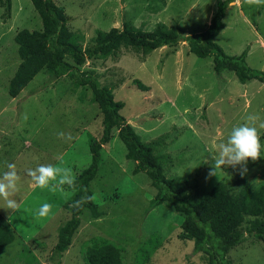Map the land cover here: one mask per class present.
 I'll list each match as a JSON object with an SVG mask.
<instances>
[{
  "label": "rangeland",
  "instance_id": "1",
  "mask_svg": "<svg viewBox=\"0 0 264 264\" xmlns=\"http://www.w3.org/2000/svg\"><path fill=\"white\" fill-rule=\"evenodd\" d=\"M54 1L67 17L63 38L77 33L84 46L98 31L120 27L125 20L145 30L162 22L195 33L209 24L217 6V0ZM223 22L215 42L230 55L246 50L247 64L264 72V4H228ZM44 37L31 0H0V174L7 163H15L21 175L12 197L18 209H3L0 198V213L15 232L14 240L0 247V264H58L50 247L70 216L64 205L73 190L67 184L56 191L34 186L27 169L58 164L70 168L75 179L93 160L89 139L102 131L91 90L67 75L54 78L45 69ZM80 69H94L100 82L113 89L114 98L123 103L121 114L161 158L166 177L184 183L189 195L205 193L217 182L233 193L244 183L252 190L264 186V150L258 160L248 161L243 177L232 167L208 176L211 155L248 114L259 117L255 125L264 145V128H259L264 123L263 82L241 83L232 70L216 72L213 56L198 57L185 41L145 56L122 47L105 59L86 60ZM59 132L72 139L58 137ZM111 134L90 182L101 213L92 217L88 209L82 211L59 264H85V249L96 236L122 248L123 264H208L206 255L193 253L192 239L180 237L183 216L167 202L151 203L156 189L150 177L133 172L135 162L126 158L117 129ZM254 180L255 185L250 183ZM45 202L53 208L41 217L38 209ZM251 219L244 217L243 237L226 255L232 264H264V241L248 232Z\"/></svg>",
  "mask_w": 264,
  "mask_h": 264
},
{
  "label": "trees",
  "instance_id": "2",
  "mask_svg": "<svg viewBox=\"0 0 264 264\" xmlns=\"http://www.w3.org/2000/svg\"><path fill=\"white\" fill-rule=\"evenodd\" d=\"M38 11L45 30L41 52L45 56V69L54 78L69 76L77 86H87L91 90L92 100L99 106L102 116V131L98 138L91 137V164L83 169L74 181L73 196L65 207L70 216L59 228L58 241L53 249L57 263L62 253L69 247L72 237L80 225V214L88 209L92 217L100 215L93 199L82 206L75 201L92 196L90 182L95 177L103 144L111 139V131L116 128L118 136L125 145L127 159L133 160V172L144 171L156 189L151 200L153 205L167 202L177 213L183 216L180 237L193 240V253H203L208 264H232L227 253L243 237L240 230L245 216H250L248 232L264 241V186L252 190L246 183L238 193H233L224 183L217 182L202 194L189 195L184 183L175 177H166L161 158L154 154L152 146L143 141L134 127L121 114V101L114 98L113 89L102 84L94 69H80L90 59H105L115 55L120 48H131L146 55L162 46H175L186 42L189 51L198 57L213 56L216 72L232 70L241 83L258 79L264 83V72L251 68L246 62L247 51L230 55L215 42V37L223 29L225 9L233 0H217L216 10L209 24L201 31L184 33L178 25L168 26L158 22L150 30L135 26L125 20L120 27L108 31H98L92 40L82 45L80 36L73 33L63 38L67 17L54 0H31ZM23 51V50H22ZM136 82L142 86L139 80ZM15 232L10 223L0 213V247L10 244ZM122 248L111 240L96 236L86 247L85 264H123Z\"/></svg>",
  "mask_w": 264,
  "mask_h": 264
},
{
  "label": "clouds",
  "instance_id": "3",
  "mask_svg": "<svg viewBox=\"0 0 264 264\" xmlns=\"http://www.w3.org/2000/svg\"><path fill=\"white\" fill-rule=\"evenodd\" d=\"M250 4L261 5L264 0H248ZM27 119V115L24 116ZM258 116L248 114L244 123L234 125L226 139L218 146V151L213 153V165L208 176H217V172L224 167L239 168V173L243 177L247 174L246 167L248 161H256L261 157V151L264 150V145L260 141V132L255 125ZM259 128H264V123L259 124ZM58 137L71 140L70 134L64 132L57 133ZM7 170L0 174V198L5 202V210L15 211L18 209V202L12 197L18 191V182L21 180V175L15 163H7ZM27 176L30 177L34 186L40 188H49L51 191L57 189L63 190L65 184L72 186L74 178L71 174V169L59 166L58 164H39L37 167L27 169ZM257 180L250 181L255 185ZM94 196L82 197L75 201V206H82L84 203L94 199ZM51 203H43L38 209V215L45 217L52 211Z\"/></svg>",
  "mask_w": 264,
  "mask_h": 264
},
{
  "label": "crops",
  "instance_id": "4",
  "mask_svg": "<svg viewBox=\"0 0 264 264\" xmlns=\"http://www.w3.org/2000/svg\"><path fill=\"white\" fill-rule=\"evenodd\" d=\"M240 3V0H234V1H231L230 3H229V5H233V4H239ZM210 22V20L208 21V23ZM207 26V25H206ZM224 27H225V24H224ZM248 53V52H247ZM247 56V55H246ZM128 120V119H127ZM80 174V173H79ZM79 174L76 176V178L79 176ZM76 178L74 179V181L76 180ZM68 188H70L71 190H73L74 191V186H69L68 185ZM68 203V202H67ZM66 205V204H65ZM65 205H64V208H66L65 207ZM4 218H6L7 219V221H8V217L7 216H4ZM67 220V219H66ZM65 220V221H66ZM64 221V222H65ZM9 222V221H8ZM11 225V224H10ZM63 225V224H62ZM61 227V225L59 226V228ZM59 228H58V233H59ZM73 238V237H72ZM57 241H58V234H57V240H56V242L54 243V244H52V246L50 247L51 248V251L54 249V247H55V245H56V243H57ZM71 242H72V240H71ZM71 244V243H70ZM68 249V248H67ZM66 249V250H67ZM65 250V251H66ZM64 251V252H65ZM63 254V253H62Z\"/></svg>",
  "mask_w": 264,
  "mask_h": 264
}]
</instances>
